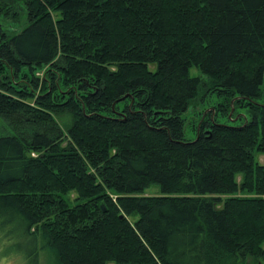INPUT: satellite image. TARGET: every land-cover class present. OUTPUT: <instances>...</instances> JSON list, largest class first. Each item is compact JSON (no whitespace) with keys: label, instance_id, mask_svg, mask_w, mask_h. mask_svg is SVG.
<instances>
[{"label":"trees","instance_id":"1","mask_svg":"<svg viewBox=\"0 0 264 264\" xmlns=\"http://www.w3.org/2000/svg\"><path fill=\"white\" fill-rule=\"evenodd\" d=\"M0 117L28 264L264 262V0H0Z\"/></svg>","mask_w":264,"mask_h":264},{"label":"rangeland","instance_id":"2","mask_svg":"<svg viewBox=\"0 0 264 264\" xmlns=\"http://www.w3.org/2000/svg\"><path fill=\"white\" fill-rule=\"evenodd\" d=\"M191 75H200L204 76L196 67L192 68L190 71ZM217 102V98L215 96L209 97L205 102H202L198 104L196 108L191 107L187 115L191 116V123L188 126V129L186 131V138L193 139L196 137V132L193 130V126L197 123V119L199 118V113L203 112L202 118L207 114L208 111H210L211 106L214 105ZM242 118L246 119V112L242 109L237 114V117L234 121L230 120V124H241ZM219 120L222 122L226 121L225 117H219ZM5 121L0 117V133L5 129ZM257 160L264 164V153H260L256 155ZM160 189L158 185H152L149 188L146 189L145 194L151 195V194H159ZM72 194L71 196H73ZM11 226L6 227L5 230L0 231L1 234H4V231L8 232L10 230ZM4 243V241H3ZM17 244H20L22 248L26 246V243L22 241L17 236H12L7 242L3 244H0V264H28L26 259L24 260L21 256V250L16 248ZM7 249V254H5V250ZM9 254V255H8ZM6 255V256H4ZM4 256V257H3ZM258 262L253 261L252 259H248L245 264H257ZM37 264H52V259L50 256L44 252L40 254L39 261ZM114 264V263H109ZM258 264H264V262H259Z\"/></svg>","mask_w":264,"mask_h":264},{"label":"water","instance_id":"3","mask_svg":"<svg viewBox=\"0 0 264 264\" xmlns=\"http://www.w3.org/2000/svg\"><path fill=\"white\" fill-rule=\"evenodd\" d=\"M124 217V215L122 216V218Z\"/></svg>","mask_w":264,"mask_h":264}]
</instances>
